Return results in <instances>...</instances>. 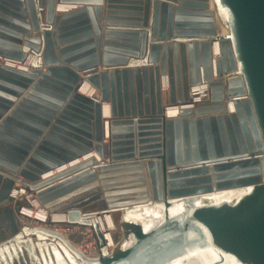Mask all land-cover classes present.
Returning a JSON list of instances; mask_svg holds the SVG:
<instances>
[{"label":"water","instance_id":"obj_1","mask_svg":"<svg viewBox=\"0 0 264 264\" xmlns=\"http://www.w3.org/2000/svg\"><path fill=\"white\" fill-rule=\"evenodd\" d=\"M0 58V264H264V0H0ZM16 183L99 254L23 225ZM118 211L136 233L111 252Z\"/></svg>","mask_w":264,"mask_h":264},{"label":"built area","instance_id":"obj_2","mask_svg":"<svg viewBox=\"0 0 264 264\" xmlns=\"http://www.w3.org/2000/svg\"><path fill=\"white\" fill-rule=\"evenodd\" d=\"M23 65V63H19ZM25 71L30 67L29 63H25ZM23 70V68H21ZM211 96V85L210 83L202 82L199 85L191 87V98L190 103L186 106H178L180 110L185 107H195L197 103L205 102L210 99ZM234 110L230 108V112ZM12 196L15 201L21 202V207L19 208V220L23 225H44L48 222L49 219H52L53 222L61 223L59 225H54V229L58 230L72 239V233H79L81 236V241L75 243L79 249L89 256H97L99 254L98 250V240L94 234L92 228H81V227H72L66 226L64 223H67V215L65 213H49L47 209L38 201L36 198V193L31 192L29 189L23 185L17 188H14L12 191ZM29 211V212H28ZM45 212L46 217L44 219L40 218L39 215ZM56 215V216H55ZM108 217L111 220V223L108 221ZM100 226L105 236L107 246L109 250L115 251L117 244L124 240L125 238L130 237L135 234V228L131 221H123L120 219L119 224H117L116 218L113 214H105L99 217ZM46 226V225H45ZM108 236H112L113 240L110 243L108 241Z\"/></svg>","mask_w":264,"mask_h":264},{"label":"bare ground","instance_id":"obj_3","mask_svg":"<svg viewBox=\"0 0 264 264\" xmlns=\"http://www.w3.org/2000/svg\"><path fill=\"white\" fill-rule=\"evenodd\" d=\"M66 9H67V7H64V6L60 8V10H66ZM219 33L223 34V32H221L220 29H219ZM218 51H219V44H218V42H216L215 43V52H216V54H218ZM0 60H1V58H0ZM27 63L31 64V59ZM9 64L14 65L16 67L19 66V65L15 64V61H10ZM20 68H23V70H26L25 69L26 67L20 66ZM96 70L97 69H93L92 71H87V72L84 73L85 74L84 76L86 77L87 74H89L91 72H95ZM163 88H164L165 91L169 90V80H168L167 77H165L163 79ZM81 93H83L85 95H88V96H93V97H96V98H100V95L98 94V91H96L95 88L89 82H85V84L81 88ZM230 108L233 109V104L232 103L230 105ZM103 113H104V116L106 117V119L109 120V118H110V116H109L110 108H109V105L107 103H104ZM179 113H180V108L178 106H171L170 105V106H167V108H166V116L167 117H175V116H178ZM39 216H40V218L44 219L46 217V214H45V212H43ZM108 221L111 223V220H110L109 217H108ZM112 240H113L112 236H108V241L110 243L112 242ZM75 243H77V241H75Z\"/></svg>","mask_w":264,"mask_h":264},{"label":"crops","instance_id":"obj_4","mask_svg":"<svg viewBox=\"0 0 264 264\" xmlns=\"http://www.w3.org/2000/svg\"><path fill=\"white\" fill-rule=\"evenodd\" d=\"M210 3H211V1H210ZM58 4H59V1H58ZM92 6H93V4H91ZM65 7H67V9L66 10H60V9H58L57 10V12H59V13H65V12H71V11H74V10H77V9H81V8H85V7H88L89 6V4H85V3H78V4H65L64 5ZM211 9H212V4H211ZM120 12H124V14H126V12H128V11H120ZM130 12V11H129ZM121 13V15H117L119 18H129L128 16L129 15H123ZM121 22H128V21H121ZM117 27H120V28H127V29H129L130 27H132V26H124V25H120V26H118V25H116ZM123 26V27H122ZM218 30H219V28H218ZM2 60H3V58H2ZM47 66H44L43 67V69H44V71H46L47 70ZM100 70H102V68L100 67ZM103 119L105 120L106 119V117L103 115ZM110 119H113L112 117H110ZM135 122L138 120V118H134L133 119ZM107 138H109V137H107ZM98 158V163H101V162H106V163H110L111 162V155L109 156V157H105V159H100L99 157H97ZM86 159H82L81 161H80V163L81 162H83V161H85ZM120 162H124V161H120ZM92 167H89V168H87V169H83V170H81V171H79V172H77V173H74V174H72L71 176H68V177H66V178H64V179H61L60 181H58L57 183H60V182H62V181H65V180H67V179H69V178H72L73 176H75V175H77V174H80V173H82V172H84V171H86V170H89V169H91ZM66 170V169H65ZM65 170H63V171H65ZM60 172H62V171H60ZM56 173H59V172H57V171H55V174ZM49 176H46V175H44V176H42L41 177V179H46V178H48ZM20 186H22L21 184H19V183H16L15 184V186H14V188H17V187H20ZM113 216L116 218H119V219H121V212H115L114 214H113ZM72 240L75 242V241H77L78 243L81 241V236L79 235V233H72ZM23 264H25V263H23Z\"/></svg>","mask_w":264,"mask_h":264},{"label":"rangeland","instance_id":"obj_5","mask_svg":"<svg viewBox=\"0 0 264 264\" xmlns=\"http://www.w3.org/2000/svg\"><path fill=\"white\" fill-rule=\"evenodd\" d=\"M116 221H117V224H119V222H120V219L116 217Z\"/></svg>","mask_w":264,"mask_h":264},{"label":"snow or ice","instance_id":"obj_6","mask_svg":"<svg viewBox=\"0 0 264 264\" xmlns=\"http://www.w3.org/2000/svg\"><path fill=\"white\" fill-rule=\"evenodd\" d=\"M217 2L219 3V0H217Z\"/></svg>","mask_w":264,"mask_h":264}]
</instances>
